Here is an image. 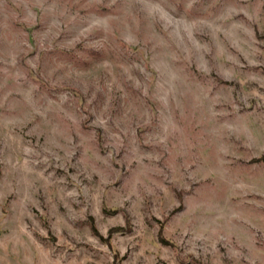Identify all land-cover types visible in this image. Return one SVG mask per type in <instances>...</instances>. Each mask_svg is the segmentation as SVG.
Returning a JSON list of instances; mask_svg holds the SVG:
<instances>
[{"label": "rangeland", "instance_id": "374dc122", "mask_svg": "<svg viewBox=\"0 0 264 264\" xmlns=\"http://www.w3.org/2000/svg\"><path fill=\"white\" fill-rule=\"evenodd\" d=\"M0 264H264V0H0Z\"/></svg>", "mask_w": 264, "mask_h": 264}]
</instances>
